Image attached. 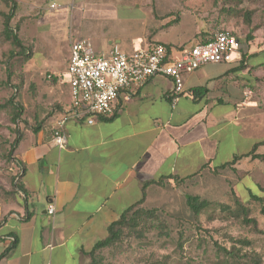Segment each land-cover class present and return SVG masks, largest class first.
Segmentation results:
<instances>
[{
    "label": "crops",
    "instance_id": "1",
    "mask_svg": "<svg viewBox=\"0 0 264 264\" xmlns=\"http://www.w3.org/2000/svg\"><path fill=\"white\" fill-rule=\"evenodd\" d=\"M62 1L61 7L46 4L45 11L53 13L42 16L36 35L62 55L50 57V63L64 98L40 129L28 130L18 146L24 203L0 227L7 229L0 234V253L17 240L0 264H86L85 251L105 238L109 225L142 198L146 182L215 172L264 140L261 98L256 90L246 96L264 67V57L241 47V56L232 62L207 63L186 74L185 93L176 102L171 97L172 79L157 75L130 99L123 92L113 117L93 124L67 121L68 145L58 147L52 133L72 101V42L89 38L101 54L115 46L132 52L162 43L170 46L171 57L180 58L201 42L204 30L191 15L176 19L161 12L162 1L146 7L137 0L79 1L97 3L101 8L95 13H86L78 0ZM53 3L57 7L52 8ZM67 17L62 32L59 20ZM255 59L260 61L252 64ZM262 147L257 151L264 153ZM245 158L251 159L238 163ZM151 188L149 192L155 187ZM50 204L54 214L48 212Z\"/></svg>",
    "mask_w": 264,
    "mask_h": 264
},
{
    "label": "rangeland",
    "instance_id": "2",
    "mask_svg": "<svg viewBox=\"0 0 264 264\" xmlns=\"http://www.w3.org/2000/svg\"><path fill=\"white\" fill-rule=\"evenodd\" d=\"M137 1L142 2L143 7L156 6L162 1L161 12L171 13L176 19L182 14L195 17L202 23L206 35L228 30L239 38L244 49L249 48L254 53L264 51V0ZM16 2L11 23L29 51L22 54L20 48L5 38L3 13L10 11V4L0 0L1 224L24 203V196L15 193L17 174L23 167L16 161L17 150L9 156L12 143L16 137H24L28 130L51 116L59 99L64 98L62 87L51 75L55 67L50 63V57L61 58L62 55L43 36L36 35L37 23L42 16L53 13V10L45 11L46 4L56 2L61 7L63 1ZM42 3L43 7H40ZM79 3L86 13H95L94 10L101 8L97 3ZM59 21L61 31L65 32L69 17ZM259 61L255 59L251 63ZM261 62H264L263 58ZM252 90H256L261 98L264 111V67L259 69ZM11 99L12 104L8 103ZM17 107H22V112L15 121ZM189 194L207 199L211 205L196 214L187 204ZM251 194L264 195V160L245 158L235 169L204 172L188 182L166 181L157 185L143 203L147 209L157 211V217L148 219L151 226L141 225L143 231L130 232L120 244L103 250L99 264H264V215L260 203L250 199ZM237 196L244 201L250 199L246 203L250 209L247 216L236 204ZM245 217L255 219L257 224L245 221ZM6 230L0 229V234ZM233 247L238 253L236 257L229 256L224 250ZM90 263L88 257L86 264Z\"/></svg>",
    "mask_w": 264,
    "mask_h": 264
},
{
    "label": "built area",
    "instance_id": "3",
    "mask_svg": "<svg viewBox=\"0 0 264 264\" xmlns=\"http://www.w3.org/2000/svg\"><path fill=\"white\" fill-rule=\"evenodd\" d=\"M52 8L57 7L53 3ZM241 56L239 38L228 30L217 31L212 40L196 43L185 50L180 58H173L170 49L162 43L126 52L115 46L109 54L99 53L89 38L71 44L68 74L72 101L70 108L54 128L52 139L60 148L68 145L65 125L69 120L93 124L97 119L116 114V104L125 92L131 93L157 75L172 79L171 94L176 102L185 93V75L207 63L232 62ZM249 89L246 96L252 94ZM50 214L55 206L50 204Z\"/></svg>",
    "mask_w": 264,
    "mask_h": 264
},
{
    "label": "trees",
    "instance_id": "4",
    "mask_svg": "<svg viewBox=\"0 0 264 264\" xmlns=\"http://www.w3.org/2000/svg\"><path fill=\"white\" fill-rule=\"evenodd\" d=\"M6 3L10 4V11L8 13H3L5 20H4V36L6 39H8L13 45H15L16 47L20 48L22 52V54H26L27 51H29L28 49H26L25 45L23 44V41L21 40V38L19 37L18 33H17V29L12 26V18L15 15V11L17 8V2L16 0H4ZM205 31H202L201 36H202V40L201 43H206L210 40L213 39L214 34L216 32H214L211 35H206ZM235 35V34H234ZM248 39H252L251 36H248ZM169 49L170 46L166 45ZM254 55H258V56H262L264 57V51H261V53H255ZM203 89H197L196 92L202 91ZM14 101L11 99L8 101V103L12 104ZM16 108V107H15ZM22 112V107H17L16 112L14 114V120L16 121L19 117L20 114ZM41 125H37L34 129V131H38L40 129ZM24 137L20 138V136L16 137V139L14 140V142L12 143V147L11 150L9 151V156L13 155V152L15 150L18 149V146L21 142V140ZM260 146H264V140L259 141L257 143H255L253 149L246 154H242V155H236L234 157V159L232 161H229L223 165H221L217 170H224L227 168H233L235 169V165L239 162V160H241L244 157H251V159H259V160H264V153H260L258 152V148ZM16 161L20 164L19 160L16 159ZM203 172L200 173H195L193 175L187 176V177H178L176 175H168V176H164L161 177L159 180L157 181H149L146 182L143 185V195L142 198L130 205L129 207H127L120 215V217L112 222L109 227H108V234L105 238L98 240L93 247L88 250L85 251V254L90 258L91 263L90 264H99L100 260V255L101 252L105 249H109L111 247H115L118 244H120L125 235L130 233V232H141L143 231V229L140 228L141 225L147 224L149 226H151V223L148 221V219H153L154 217H157V211L155 209H147L143 203L145 202L148 193L150 191V189H152L151 187H155L157 185H163L166 181H176V182H188L190 180H192L193 178L197 177L198 175L202 174ZM21 174L22 172H19L17 174V178L18 181L16 183V188H15V193H24L25 189L21 183ZM250 199H254L256 201H258L261 205V213L264 215V195H256V194H251ZM249 199V200H250ZM244 201L242 200L239 196H237L236 198V204H238L240 206V208L242 209L243 213L247 216L250 212L249 207H247L248 201ZM187 204L189 206V208L196 214H200L203 210L207 209L210 205L211 202L208 201L207 199H201L198 195H187ZM247 222L250 223H254L257 224L255 219H248L247 217H245L244 219ZM3 224V223H2ZM2 224L0 223V227L2 226ZM1 240V239H0ZM244 242H248V241H244ZM17 244V240L12 241L1 253H0V260L3 259L4 257H7L11 251L13 250V248L16 246ZM227 254L231 257H236L237 256V250L235 249V247L232 248V250H227L224 249Z\"/></svg>",
    "mask_w": 264,
    "mask_h": 264
}]
</instances>
